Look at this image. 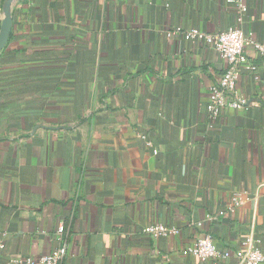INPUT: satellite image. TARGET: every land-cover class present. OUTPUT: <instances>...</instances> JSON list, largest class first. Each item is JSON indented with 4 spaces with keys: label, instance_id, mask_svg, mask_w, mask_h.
<instances>
[{
    "label": "crops",
    "instance_id": "obj_1",
    "mask_svg": "<svg viewBox=\"0 0 264 264\" xmlns=\"http://www.w3.org/2000/svg\"><path fill=\"white\" fill-rule=\"evenodd\" d=\"M243 1V32L264 41V0ZM236 17L226 0L13 2L0 51V264L50 253L60 222L61 264H237L250 241L264 251V56L246 47L257 70L241 69L236 90L247 102L212 122L225 60L166 34L218 33ZM234 195V211L207 218ZM153 223L179 232L149 236ZM203 233L230 256L188 254Z\"/></svg>",
    "mask_w": 264,
    "mask_h": 264
},
{
    "label": "built area",
    "instance_id": "obj_2",
    "mask_svg": "<svg viewBox=\"0 0 264 264\" xmlns=\"http://www.w3.org/2000/svg\"><path fill=\"white\" fill-rule=\"evenodd\" d=\"M226 3L235 5L237 9L236 23L218 33H206L196 27L181 30L176 27L166 32L168 35L180 33L187 41H197L213 48L226 62V68L217 83L209 88V100L206 106L207 117L210 121H215L225 109H239L246 104V99L241 97L236 90L237 79L241 69L256 72V64L249 58L246 50L251 46L253 52L258 56H264V41H258L246 35L241 25L245 20L247 5L243 0H226ZM146 144L151 146V142L146 139ZM156 152V151H154ZM241 197L234 195L230 203L224 210L215 215H207L209 219H217L225 215L226 212L234 211L240 205ZM200 225V223H198ZM143 232L149 236H168L178 234L176 227H170L162 223L149 224L143 228ZM56 234L60 241L57 248L50 253L40 256H21L12 258L14 264H61L66 256L67 243L65 240V226L60 222ZM3 248V243H0ZM186 252L202 261L222 260L230 256L227 250H220L210 234L203 233L198 236L192 244L186 247ZM237 264H264V251L259 247L253 246L250 241L249 246L237 253Z\"/></svg>",
    "mask_w": 264,
    "mask_h": 264
},
{
    "label": "water",
    "instance_id": "obj_3",
    "mask_svg": "<svg viewBox=\"0 0 264 264\" xmlns=\"http://www.w3.org/2000/svg\"><path fill=\"white\" fill-rule=\"evenodd\" d=\"M15 0H4L2 4V18L0 21V51L9 40L12 30V5Z\"/></svg>",
    "mask_w": 264,
    "mask_h": 264
}]
</instances>
